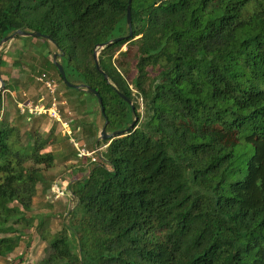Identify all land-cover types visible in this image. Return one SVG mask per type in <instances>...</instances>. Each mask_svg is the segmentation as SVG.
Wrapping results in <instances>:
<instances>
[{"label":"trees","instance_id":"1","mask_svg":"<svg viewBox=\"0 0 264 264\" xmlns=\"http://www.w3.org/2000/svg\"><path fill=\"white\" fill-rule=\"evenodd\" d=\"M127 6L0 0V41L18 29L47 36L15 38L27 50L14 62L27 54L32 63L20 66L12 85L4 81V90L18 91L11 121L1 118L0 91V256L34 228L49 250L38 264H264V0H131L132 36L106 45L129 34ZM124 45L136 49L130 80L113 58ZM56 51L67 81L101 96L105 118L94 95L63 83ZM51 71L80 116L79 125L72 119V136L83 140V131L87 146L103 149L97 162L82 156L91 164L71 184L77 203L60 230L52 234L49 216L38 214L8 231L2 222L32 205L55 162L48 148L60 141L58 122L46 132H21L26 119L17 104L26 101L21 89L38 87L35 75ZM40 91L33 103L44 102ZM97 113L107 133L138 121L126 135L96 143L94 121L82 118ZM35 118L46 116L28 122Z\"/></svg>","mask_w":264,"mask_h":264},{"label":"rangeland","instance_id":"2","mask_svg":"<svg viewBox=\"0 0 264 264\" xmlns=\"http://www.w3.org/2000/svg\"><path fill=\"white\" fill-rule=\"evenodd\" d=\"M23 40H15L13 39L12 41L8 42L6 45L4 44L1 48L3 49L2 52L3 54V59H4V66H3V73L1 74V78L3 82L5 81L6 83H9L12 85L14 81L18 80L19 76V70L23 66L24 68L27 69V66L32 63L31 58L29 55L26 54L25 57H23V60L20 62H14V54H16L18 51H21L22 48L24 51L27 50V48L23 47ZM6 46V47H5ZM101 49L98 50V52ZM136 49L129 45L126 46L124 45L121 49H119L116 54L114 55V59L118 57L119 61L123 63L125 69H129V80L134 77L136 74V71L134 69V64H135V57H136ZM126 51V54L124 56H118L120 52ZM59 54L58 51L54 52ZM57 61L59 62V57H57ZM21 66V67H20ZM28 71V70H27ZM34 75L31 74V77ZM48 80L52 81L54 85H56V91L58 89V96L56 99V107L60 110V120L61 122L64 121H70L74 119L75 123L79 125V115L76 114V112L68 105L67 100L65 98V93L63 90L62 85L58 81V77L54 71L49 72L48 75H46ZM30 77L29 75L27 78ZM38 75L34 76L35 78V83L39 84L38 87H34V83H31L30 86L27 89H21L22 96L23 98L26 99V101L32 102L35 101L38 98V94L40 91V87L42 88V85L36 81V78ZM19 86H22V82L20 81ZM39 88V89H38ZM43 89V88H42ZM1 95L3 97V109H2V119H7L8 121H11L15 119L17 116V107L13 106V102L16 101L15 93L18 91H12V90H4V87L1 89ZM0 90V91H1ZM20 91V90H19ZM44 91V90H43ZM11 94H10V93ZM25 92V93H24ZM23 93L25 94L23 96ZM41 93V91H40ZM45 93V92H44ZM49 96V95H48ZM44 102L39 101L38 103H34L35 105L38 104H44V103H49L50 101L47 99V94L45 93L44 95ZM47 99V100H46ZM32 100V101H31ZM60 102V103H59ZM15 103V102H14ZM33 103V102H32ZM63 103V104H62ZM46 104V105H47ZM40 106V105H38ZM96 109V107H95ZM46 116V115H45ZM40 117V116H39ZM78 117V118H77ZM69 119V120H67ZM82 119H84L87 125H89L88 122L94 121L96 128L98 129V135L100 130L103 127V120L101 119L100 114L98 113L95 115L94 119H91V116L85 115ZM35 123H29L26 120H23L22 123L20 124V129L21 132L26 131L28 128L34 127L40 132H46L50 129L51 124H52V118H50L48 115L46 118H35L34 119ZM62 132V127L60 122H58V125L55 128V134L57 137L60 139L59 142H56L54 145L50 146L48 150H51L54 155H55V162L53 164V167L50 168L46 173H45V179L42 182H39L36 186V194L32 199V205L28 209H19L16 212H13L10 214L4 222L1 224L2 229H8L12 230L14 227H22L28 223V221L33 217V215L38 214L40 211H52L56 213L57 216H54L52 219H50L49 227L48 230L52 232V234L56 233L58 230L61 229L62 223L65 220V212H66V202H59L57 201H52L49 203L48 200L45 199L46 194H48L50 191L49 188H51V185L55 183V179L58 177L62 176L63 178H69L73 177L74 181L80 179L81 177H84L87 175L88 170L87 168L90 166L91 163H85L83 161V157H78L75 155L78 152H84L87 157L91 159V161H99L98 156L103 148H97L95 145L93 146V149L91 147L87 146L85 144V136L86 133L82 131V139H77V134L73 136L72 138L75 141V145L73 142L70 140H67L66 138L62 137L60 134ZM63 133V132H62ZM76 133V132H74ZM73 133V135H74ZM98 138V137H97ZM79 154V153H78ZM70 158V162L69 159ZM68 160V162H67ZM85 165V167H76L80 165ZM83 168H85V171H83ZM71 172L72 176H70L68 173ZM52 183V184H51ZM58 202V203H57ZM47 204H49L50 209L47 208ZM11 204L10 206H12ZM71 209H73L74 204L69 206ZM36 221H34V224ZM30 237L25 240L21 241L20 244L13 248V250L8 251L7 253H4L2 256H0V264H38L44 256L48 253V248L45 242L41 241L37 235H34V228L30 229ZM0 236L2 234L0 233ZM73 242V247L76 246V240L75 238H72ZM27 243V244H26Z\"/></svg>","mask_w":264,"mask_h":264},{"label":"water","instance_id":"3","mask_svg":"<svg viewBox=\"0 0 264 264\" xmlns=\"http://www.w3.org/2000/svg\"><path fill=\"white\" fill-rule=\"evenodd\" d=\"M130 3H131V0H128L127 15H126V21H127L128 27H129V34L127 36H124V37H118V38H115L113 40H110V41H108L106 43V45H110L112 43H116V42H120L122 40H126V39H128L129 37L132 36L131 28H130ZM18 36H20V37H36V38H45V39H47L46 35H43V34L37 32V31H31L30 32V31H25V30L18 29L16 31H14L13 33H11L9 36L3 38L0 41V48L4 44L12 41L13 39H15ZM103 47H104L103 45H98V46H96V48L94 49V52H93V58H94V61H95L96 69L98 71H100L99 65H98V60H97L98 50L102 49ZM61 55L62 54L53 53L52 54V59H53L54 66L56 67L58 73L60 74L61 79L63 80V83L68 88H72V89H76V90H83V91H86V92L94 95L96 97L97 103H98V105L100 107L101 114L105 118V111H104V107H103V104H102V98H101V96L98 94V92L96 90H94L93 88H91L88 85H84V84L76 85V84H72V83L67 81L63 66L61 65L60 62L57 61V57H59ZM103 77H104L105 80H108V78H107V76L105 74L103 75ZM3 87H4V82H3L2 78H1V74H0V90ZM122 98L126 102L129 103V105L131 107V110L134 113L133 104L131 102H129L127 98H125L123 96H122ZM137 121H138V118L134 117V119L132 120V122L129 124L128 127H126L125 129H122V130L113 131L112 133H107L106 132L105 126H106L107 122L105 121L104 124H103L102 129L99 132V135H98V138L96 140V143L99 142V141H105V140H108V139H114V138H118V137L126 135L127 133H129L131 130H133L135 128Z\"/></svg>","mask_w":264,"mask_h":264},{"label":"built area","instance_id":"4","mask_svg":"<svg viewBox=\"0 0 264 264\" xmlns=\"http://www.w3.org/2000/svg\"><path fill=\"white\" fill-rule=\"evenodd\" d=\"M36 81L42 85L44 92L47 95L51 96V101L47 105L38 104L40 106L35 105L34 103L29 101L18 102L17 104L20 109V112L25 114V119L27 122L31 120V117H39L41 115H46V116L48 115L50 118H52V120H56L57 122H60L63 134L67 135L69 137V140L74 144L75 141L72 138L73 131L71 129L72 120L61 122L60 110L56 107V103H57L56 85H54L52 81L48 80L46 74H41L40 76H38L36 78ZM24 95L25 94L23 93V96ZM78 153H79L78 154L79 157L86 155L84 152H78ZM49 191L51 195L49 199L52 200L53 202L59 200L64 194L63 188L59 183H53Z\"/></svg>","mask_w":264,"mask_h":264},{"label":"crops","instance_id":"5","mask_svg":"<svg viewBox=\"0 0 264 264\" xmlns=\"http://www.w3.org/2000/svg\"><path fill=\"white\" fill-rule=\"evenodd\" d=\"M78 156V155H77ZM79 157V156H78ZM69 162H70V158L68 159ZM67 160V162H68ZM82 165L80 166H76L78 168H80ZM70 176H72V173L69 172L68 173ZM55 183H59L62 188H63V191H64V194L63 196L58 200L59 202H66L67 200V203H65V206H66V212H65V217L67 215V212H70L72 209L69 207L71 206L72 204H74V206L76 205L77 203V200H76V197L75 195L73 194L72 192V189H71V184L74 182V179L73 177H69V178H63L62 176L58 177L57 179H55L54 181ZM52 186V185H51ZM50 189V188H49ZM51 197L50 195V192L48 194H46L45 196V199L49 201V203H51L50 205H52V202H50L49 198ZM58 203V202H57ZM49 204H47V208L50 209V206ZM74 208V207H73ZM38 214H46L49 216V219H52L54 216H57L56 213L52 212V211H40ZM36 214V215H38ZM34 216V215H33ZM49 223H50V220H49ZM52 233V232H51Z\"/></svg>","mask_w":264,"mask_h":264}]
</instances>
